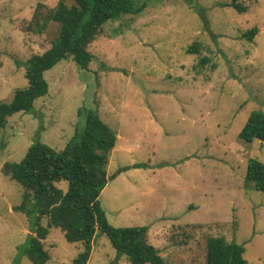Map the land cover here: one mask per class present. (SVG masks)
I'll list each match as a JSON object with an SVG mask.
<instances>
[{
	"label": "rangeland",
	"instance_id": "1",
	"mask_svg": "<svg viewBox=\"0 0 264 264\" xmlns=\"http://www.w3.org/2000/svg\"><path fill=\"white\" fill-rule=\"evenodd\" d=\"M59 1L0 0V103L27 86V61L57 35L59 25L44 22ZM231 1L147 0L140 15L104 24L87 70L69 58L44 73L47 95L0 131V264H33L22 250L35 235L13 209L22 189L3 164L37 141L63 149L81 108L117 134L99 196L113 227L146 226L167 264H204L208 235L242 245L247 264H264V193L246 179L249 159L264 163V143L239 137L250 113L264 112V0H234L243 13ZM41 241L45 264H75L82 251L59 229ZM87 264L130 263L97 233Z\"/></svg>",
	"mask_w": 264,
	"mask_h": 264
},
{
	"label": "trees",
	"instance_id": "2",
	"mask_svg": "<svg viewBox=\"0 0 264 264\" xmlns=\"http://www.w3.org/2000/svg\"><path fill=\"white\" fill-rule=\"evenodd\" d=\"M71 1L72 5L67 6L65 0H60L47 15L44 25L47 20L56 22L57 35L48 49L27 61V86L16 89L9 102L0 103V131L10 115L32 111L35 101L47 95V70L69 58L79 72L87 70L93 59L89 46L104 24L121 15H140L147 5V0ZM228 5L238 13L246 11L234 0ZM203 20L207 24L204 14ZM255 33L256 28H252L247 35L251 39ZM195 50L196 44L188 51ZM79 113L74 135L63 149L37 141L20 161L5 162L1 168L5 176L20 185L22 200L13 209L26 215L35 234L29 235L22 253L33 264H45L49 254L41 240L49 230L59 229L67 242L82 244V251L73 260L75 264H87L97 233L108 237L116 250V260L125 256L130 264H167L150 244L146 226L116 228L108 222L99 196L108 181L107 167L117 134L96 112L81 108ZM239 137L245 142L264 143V112L252 111ZM246 179L264 193V163L249 159ZM61 181L67 182L66 191L56 186ZM43 216L45 226L40 224ZM203 256L204 264H247L244 247L222 236H206Z\"/></svg>",
	"mask_w": 264,
	"mask_h": 264
}]
</instances>
